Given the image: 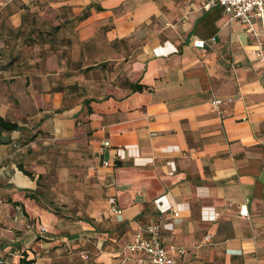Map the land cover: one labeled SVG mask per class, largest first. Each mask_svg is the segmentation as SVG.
Wrapping results in <instances>:
<instances>
[{"label": "crops", "instance_id": "1", "mask_svg": "<svg viewBox=\"0 0 264 264\" xmlns=\"http://www.w3.org/2000/svg\"><path fill=\"white\" fill-rule=\"evenodd\" d=\"M254 47L242 24L201 0H0V116L24 129L0 145V257L61 264L66 250L75 264L79 254L118 264L117 251L163 218L165 245L188 249L190 264H264V65ZM83 201L94 223L115 229L76 221L66 233L55 209Z\"/></svg>", "mask_w": 264, "mask_h": 264}, {"label": "built area", "instance_id": "2", "mask_svg": "<svg viewBox=\"0 0 264 264\" xmlns=\"http://www.w3.org/2000/svg\"><path fill=\"white\" fill-rule=\"evenodd\" d=\"M221 7L229 24L240 23L245 27L249 38L254 41L253 54L264 65V0H201V9L204 11L214 7ZM196 47L203 48V41H196ZM172 52V51H171ZM233 99H229L232 102ZM224 103L222 99L213 98L211 105L218 111ZM124 151V150H123ZM115 158L124 159L122 150L115 151ZM106 166L109 163H105ZM112 212L122 220V211L116 207V200L111 198ZM168 210H161L166 213ZM175 221L180 216V209H171ZM240 215L248 217L246 206L240 210ZM172 224L160 221L141 227L120 250L117 251L118 264H190L185 260L188 249L178 246H166L162 233L163 230H171ZM42 232H46L41 227ZM213 236L207 235L202 245L211 242Z\"/></svg>", "mask_w": 264, "mask_h": 264}, {"label": "rangeland", "instance_id": "3", "mask_svg": "<svg viewBox=\"0 0 264 264\" xmlns=\"http://www.w3.org/2000/svg\"><path fill=\"white\" fill-rule=\"evenodd\" d=\"M60 83H62V81H60ZM51 181L54 182V179H51ZM54 197L55 196H53L52 198L54 199ZM96 197H97V193H96L95 198ZM87 208L90 209V205H89V207H86V202L83 201V202H80L79 203V209H77L76 211H74V210H60V209H55V210L61 212V213H59V215L63 216V218L66 219V222H67L66 227H65L66 233H68L69 235H75L74 233H76L75 232L76 229H71V227H73V223L76 222V221H78V222L79 221H84L86 223H89V224H91L94 227V229H96L99 232L100 231H106L104 229H115V227H116L115 224H112V225L106 227V226H102L101 224L94 223V221L90 217V210H87ZM81 232H83V231H81ZM85 232H88V231H85ZM79 233L80 232H78V234ZM1 236L2 235H1V231H0V237ZM91 247H92V245L90 244V246H89V243L86 244L85 246H81V244H80V246H79L78 249H79V252H81L82 250L83 251L90 250ZM67 253L68 252H66V250H64L62 252L61 264H75L74 263V260H71L70 257H69V255H67ZM85 254H87V253H85ZM2 255H4L3 257L5 259L6 258H8V259L10 258V256H8V254H2ZM36 258L38 259V256ZM8 264H12L11 261H10V259L8 260ZM77 264H90V262H89L88 259L84 260L82 258V254H79V258H78Z\"/></svg>", "mask_w": 264, "mask_h": 264}, {"label": "trees", "instance_id": "4", "mask_svg": "<svg viewBox=\"0 0 264 264\" xmlns=\"http://www.w3.org/2000/svg\"><path fill=\"white\" fill-rule=\"evenodd\" d=\"M99 10H102L101 7L98 8ZM89 16V11L84 12L83 14L79 15L77 17V20L79 22L85 20L87 17ZM92 67H90L87 70H90ZM130 88L134 91V92H143L146 89V86L141 85V84H130ZM86 103H88V101H86ZM24 129H22V127H20L17 123L11 122L9 120H6L5 118H3L2 116H0V145H6L11 143V139L6 137V134H11L13 132L16 131H23ZM38 136L37 134H31V140H34L36 137ZM18 168L21 172L24 173V175L28 176L31 179H35V176L32 172L26 170L24 168V166L22 164L18 165ZM42 176L39 177L38 179V183L40 182ZM29 198H31L32 200H36L38 201V198L36 197L35 194H29L28 195ZM14 206H19L20 203L16 202L13 203ZM8 258H4V257H0V264H8ZM35 261L33 259L29 260L27 257V254L24 255V257H22L20 259V264H33Z\"/></svg>", "mask_w": 264, "mask_h": 264}]
</instances>
